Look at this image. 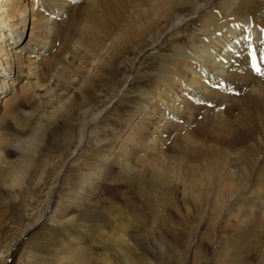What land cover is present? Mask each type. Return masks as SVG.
Returning <instances> with one entry per match:
<instances>
[{"label":"rangeland","instance_id":"rangeland-1","mask_svg":"<svg viewBox=\"0 0 264 264\" xmlns=\"http://www.w3.org/2000/svg\"><path fill=\"white\" fill-rule=\"evenodd\" d=\"M4 3L0 0V9ZM81 3L75 4L74 8ZM219 4L220 0H213L207 10L187 16L182 29L160 34L156 42H149L141 51H136L135 43L127 45L123 51L121 44L111 46L109 42L106 46L105 43L103 47L100 45V52L93 40L94 45L81 40L82 45L69 46L68 52L73 56L63 58L60 74L78 89L75 97H54V90L42 94L41 98L38 96L41 85L27 65L36 60L42 49L37 54L33 51L38 31L33 32L30 22L22 33L14 28L11 37L0 34V71L6 72L11 63L13 66V57L26 65L20 72H12V69L0 86V137L15 127L14 119L22 116L30 126L48 129L42 140L39 132L38 137L32 135V131L22 135L18 141L23 143L24 153L32 148L39 150L50 141L56 146L58 141L66 142L63 136H67V127L74 146L63 156L67 158L62 167L47 184L45 181L41 186L33 183L31 190L25 185L26 190L19 188L18 194L0 195L4 206L0 225V264H264V227L260 229L263 241L259 250L253 248L256 227L264 220V211L260 209L264 204V171L261 175L255 172L251 177L246 171L248 175L221 198L222 190L228 186L224 165L226 131L248 117L254 118L253 110L260 107L264 110V102L255 105L248 100L250 90L243 92L241 86L235 85L227 100L222 97L216 104L208 103L198 108L193 123L198 132L207 133L206 126L209 134H213V142L209 143L213 146L214 156L209 160L204 156L201 158L202 150L197 143L191 162L185 165L187 169L190 164L197 166L199 184L196 188L204 190L202 202L198 192L185 190L184 183H190L185 167L179 170L181 173H175L172 153L167 151L172 142L169 141L167 149L159 154V150H154L159 145L154 138L160 130L147 128L143 123L148 122L147 117H134L138 116L135 113L145 97L155 94L156 89L163 90V84L173 87L175 78L185 73L177 71L182 61L175 47L190 56L201 52L205 49L203 45L208 43L204 33L206 28H225L229 23L226 21L235 19L236 2L231 5L227 20L216 18L210 25L209 17L221 11L217 8ZM246 5L253 7V15L264 14V0H249ZM15 10L18 14V7ZM79 17L89 26L85 17ZM38 18L40 20L42 16ZM220 34L218 31L217 36L221 37ZM12 41L17 46L8 47ZM250 61L251 57H248L245 69L255 74L253 70L256 69L248 68ZM167 70L173 72V78L164 73ZM42 78L43 82L47 81L50 72L45 71ZM179 88L177 86V90H184ZM162 98L166 96L159 98L157 106L161 105ZM75 106L83 108L71 113ZM261 118L264 121V114ZM85 122H89L88 134L81 143L79 134ZM185 122H189L188 119L181 123ZM50 124H55L53 141L47 138L51 136ZM241 130L245 147L255 156L260 155L257 159L260 158L259 165L264 168V130H253L251 126H242ZM188 131L184 133L187 135ZM140 137L145 141L144 147L135 144ZM187 139L191 138L187 136ZM111 140L110 145L103 147ZM13 144L15 150L20 146L18 142ZM13 156L8 159L13 160ZM53 157L58 158L47 165L62 159L57 153ZM149 163L161 173L152 178L149 172L140 174ZM123 172H130V177ZM250 179L251 183L246 184ZM229 199L233 206L230 209L226 206ZM189 203H197V207L202 205L198 212L202 222L187 219ZM80 213L86 218L81 220ZM256 217L259 219L257 224ZM101 229L103 234L110 236V242L98 238ZM119 234L126 236L119 238Z\"/></svg>","mask_w":264,"mask_h":264},{"label":"bare ground","instance_id":"bare-ground-1","mask_svg":"<svg viewBox=\"0 0 264 264\" xmlns=\"http://www.w3.org/2000/svg\"><path fill=\"white\" fill-rule=\"evenodd\" d=\"M4 1L5 3L2 5L3 8L0 9V34H2V36L9 37L10 34L11 37V32L13 33L14 28H16V30L19 29L22 33L26 28L25 25L29 22L33 27V32L38 31L37 40L33 45V51L37 54L38 50L42 49V54L40 52V55L37 56L36 60L31 61L27 65L33 72L32 74L35 75V79L41 85L37 90L38 96L41 98L42 94L47 95L50 91L54 90V97L65 98V96L70 97V95H74L75 97V92L78 91V89H75L71 80L61 78L60 74V68L63 65V58L66 59L67 55L70 57L73 56L72 53L68 52L69 46L73 44L82 45L83 43L81 40H85L92 45H94L95 42L99 46L101 52V46L103 47L104 43L106 46L107 43L110 42L109 44L111 46L121 44L122 47L120 50L124 51L127 45L135 43V46L138 48L136 51H141L149 44V42L150 44L156 42L160 34L168 32L169 30L174 33L182 29L181 26H184L182 24L185 23L187 16L197 14L200 11H203V9L207 10L213 0ZM81 1L82 3L74 8L75 4ZM238 1L240 3H238ZM248 1L249 0H220L219 7L217 8L221 11H218L215 16L211 15L209 17V24L211 25L214 23L216 18L227 20V13L230 10L231 5L236 2L238 6L234 14V21L232 19V21H226L229 23L225 28L220 29L221 26H217L215 30L206 28L204 33L207 38L206 42L208 43L203 45L205 47L203 51L193 53L192 56L175 47L174 49L180 56V61H182V63L178 65L177 71L181 72L183 70L185 73L175 78L173 87H168L163 84V90L156 89L155 94L153 93L152 95L145 97L144 103L135 113L138 114V116L134 115L135 119L140 116L142 119L147 117L148 122H143L145 126L147 128H156L155 130L157 131L160 130L161 133L154 138V142L156 141L155 143H159V145H153V148L156 146L154 150H159V154L163 153L169 141L172 142V145L167 147L170 150L166 149L173 155H170V157L174 160L173 168L175 169V173H181L179 170L185 167L184 172L188 173L190 177V183H186V185L184 183L185 190H190L193 193L198 192L197 196L201 197V202L203 201L204 190L198 191L196 188L199 184V181L196 178L197 166L190 164L187 169L185 165V163L191 162L190 160L193 158L192 153L195 146H197V143L200 144L202 150L199 154L201 158L204 156L203 158L205 160H209L214 156L213 146H211V143L213 142V134H209V130L206 126H204L207 130V133L205 132V134L198 132L195 129L193 121L196 119L198 108L201 106L204 107L208 103L216 104L217 100L222 97L227 100L231 95L229 94V91H231L235 85L241 86L243 92L250 90L248 100L253 101L252 103L255 105H257L256 103L261 104L264 102V78H259L252 73V71L249 72L245 69L247 58L252 56L253 51L263 59L264 33L261 28H264V14L259 16L253 15V7L251 8L250 5L249 7L246 5ZM37 5H40V7L36 10ZM16 7H18V14L15 10ZM84 7L86 8L84 9ZM223 14L225 17H222ZM40 15L42 18L39 20L38 17H40ZM79 15L85 17V20L90 23L89 26H87V23L83 22V19L80 18ZM249 20L254 22V26L249 25ZM234 23L235 25L237 24V26L239 25V29H237L236 26L234 27L231 25ZM218 31H220L221 37L217 36ZM16 33L18 34L17 31ZM255 33L256 35H254ZM150 35H153L154 38ZM150 37H152V41H150L151 39L148 40ZM180 39L183 40L182 38H178V40ZM11 46L15 47L17 44L15 45V42L12 41L8 44V47ZM202 54V58L198 59ZM239 55L240 57L238 58ZM219 57L221 58L219 59ZM221 59H227L229 62L223 63L221 62ZM233 60L236 61L233 62ZM261 64H264V61H262ZM24 66L26 65H24L20 59L13 57V66L11 63L8 69H6V72L0 71V86L4 84V80H6L5 78L9 75L8 73L20 72ZM45 71L50 72V78L43 82L44 79L42 78V75ZM164 73H168L172 78L174 76L173 72H170L169 70ZM177 86L181 87L179 89L183 88L184 90H177ZM60 88L62 90H58ZM1 89L2 88L0 87V90ZM60 91H64V93L62 95L58 94ZM65 91H68V94ZM186 94H188L187 97ZM164 96H166V98H162L161 105L157 106L159 98ZM69 99L67 98V100ZM82 108V106H75L71 113H75ZM153 108H156V110H153ZM213 110H215V108ZM253 112L255 114L254 118L248 117V119L241 122L240 125H233V123H230L233 126H230L226 131L227 138L225 146L227 147V155L225 157L224 165L226 171L225 176L228 179V186L229 184L231 186H227L226 189L222 190L221 198H224L231 188L234 189L237 186L238 181L248 175L247 172H250L251 177L255 172L256 175H261V172L264 171V168H261L259 165L260 158L257 159L260 155L255 156V154L245 147V136L241 130L242 126H251L253 130L258 131L264 130V121L261 120L264 110L260 107L257 109L255 108ZM149 113L150 115L148 116ZM84 114L87 115V112L84 111ZM171 114L172 116H170ZM209 115L212 116L213 112L210 111ZM184 119H188L189 122L182 124L181 122ZM14 122L15 127L11 129L9 128V130L6 133L4 132V135L0 137V195L7 194L8 192L18 194L17 191H19V188L26 190L24 187L25 185L31 190L33 183H37L35 184L36 186H41L45 181L47 184L49 178L56 174L62 167L63 160L67 158L63 156H66L68 152H70L69 148L72 147L73 144V139L70 137V132L66 126L67 129L65 132L67 134L65 135L67 136H63L66 142L58 141L59 144L56 146L50 141V143L45 144L43 148L39 147V150L32 148L24 153L22 150L24 145L20 140L18 141V139L22 135L32 131V135L37 137L39 132V137L42 140V137H44L45 134L47 136V133L45 132H47L48 129L43 128L41 130L40 125L37 126V128L30 126L28 121L25 123V119L22 116H18L17 119H14ZM90 122L93 124L95 119ZM83 124L79 134V141L81 143L86 139L88 134L89 122ZM54 125L55 124L49 125V133H51V136L47 137L51 138L52 141L55 136L53 131L55 128ZM187 129L189 131L186 135L184 132L187 131ZM154 135H156L155 132ZM187 136L191 139L188 140ZM55 139H57V136ZM34 140L37 141L38 138H35ZM14 142L20 144L16 150L12 149ZM111 142L112 140L106 143L103 147L110 145L109 143ZM135 144L136 146L140 145L141 147L146 145L145 141H143V137H140ZM135 144L133 146H135ZM56 147H58V149H55ZM39 152V156L36 157V154ZM61 152L64 154H61ZM12 153H15V155L13 156ZM56 153L60 154L62 159H60V157V160L55 162V164L47 165V162L58 158L53 157ZM258 154H261V152H258ZM10 156H13V160L11 161L8 159ZM83 156L85 155H81L80 157ZM144 171L149 172L151 178L153 175L157 176L161 173L159 168L150 163L143 167L140 174H143ZM123 175L130 177V172H123ZM38 177H40V179H38ZM250 183L251 179L248 180L246 184ZM233 196L234 195L232 194L231 197ZM2 202L3 201L0 200V225L4 217V206ZM211 203L213 202L211 201ZM196 204L189 203L186 208V213L189 216L187 219H192L197 223L200 221L202 222L203 219L200 217L201 214L198 213L201 210L200 208H202V205L200 204V206L197 207ZM147 205L149 206L148 203ZM226 206L229 209L232 206L230 199ZM192 207H195L196 211L193 210ZM260 209L264 211V204ZM79 215L81 220L86 218L81 213ZM141 219L144 220V222L146 221L144 217ZM255 221L257 224L259 219L256 217ZM263 227L264 220H262V222L256 227L259 232L257 230L255 231V243L253 242V248L257 250H259L261 246L260 244L263 241V235L260 231ZM102 232L103 229H101L98 238L101 240L107 239V241L110 242V236L107 237L106 233L104 232L105 234H103ZM125 232L127 234V229H125ZM125 236L126 235L121 236L119 234V238H124ZM104 244L108 245V243Z\"/></svg>","mask_w":264,"mask_h":264},{"label":"snow or ice","instance_id":"snow-or-ice-1","mask_svg":"<svg viewBox=\"0 0 264 264\" xmlns=\"http://www.w3.org/2000/svg\"><path fill=\"white\" fill-rule=\"evenodd\" d=\"M252 59L255 62V60H256V53L255 52L252 53ZM254 67H255L257 72L261 71L260 67L256 66L255 64H254Z\"/></svg>","mask_w":264,"mask_h":264}]
</instances>
